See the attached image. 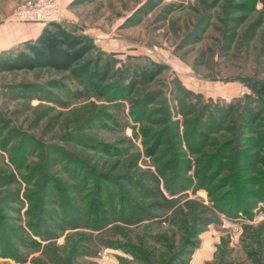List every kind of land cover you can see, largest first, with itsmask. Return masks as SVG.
<instances>
[{
	"label": "rangeland",
	"instance_id": "374dc122",
	"mask_svg": "<svg viewBox=\"0 0 264 264\" xmlns=\"http://www.w3.org/2000/svg\"><path fill=\"white\" fill-rule=\"evenodd\" d=\"M40 1L59 3L55 21L13 20ZM53 22L109 73L98 86L50 68L0 73V264H264V0H0V54ZM150 63L153 81L111 99ZM249 110L258 120L242 126ZM237 150L260 157L240 167ZM86 166L108 175L100 193ZM95 194L128 219L85 225ZM140 209L160 217L130 220Z\"/></svg>",
	"mask_w": 264,
	"mask_h": 264
},
{
	"label": "trees",
	"instance_id": "16d2710c",
	"mask_svg": "<svg viewBox=\"0 0 264 264\" xmlns=\"http://www.w3.org/2000/svg\"><path fill=\"white\" fill-rule=\"evenodd\" d=\"M46 25L47 26L42 30V32L37 37V39L34 42L33 41L28 42L25 45L24 49L22 48L20 50H13V51L9 50V51H5L2 54H0V73L5 72V71L50 68V69H54L57 71H67L75 77L82 78L84 81L87 80L88 84L92 86L93 85L98 86L106 79L109 73L108 69L106 70L99 69L97 64H93L90 62L83 63V59L91 51L92 48L88 43L85 42V40L81 36H78L77 34L66 29L62 23L53 22V23H49ZM160 71H161V66L157 65L156 63H150L149 65L147 64L145 66L138 65V68H136L132 74L131 81L128 84L120 82L115 89L114 97L112 95L111 99L116 98V97H121V96H124V94L132 92L135 89L137 82L153 81L157 77V75L160 73ZM251 97H254V96L251 95L250 98ZM254 100L258 101L259 98L257 97ZM256 112L258 111L249 110V111H246L245 113H242L240 117L242 126L243 125L244 126L254 125L257 122L258 117H259L258 114H256ZM135 119L137 120L136 116H135ZM145 135H147V132H145ZM245 140L246 139H244V141ZM161 141H163L162 138H160L159 135H157L156 140L153 142L154 144L150 147V150H149L150 155H153L159 150ZM250 142L251 140H249V143ZM200 143L201 142H199V144ZM228 146H230V144H226L224 147H221V149H219V152L226 153ZM236 153L238 157L237 158L238 161L236 160V164L240 167H243L246 165L252 167V165H248L249 163H242L240 161L241 159L246 158V161L250 159L252 162H254L252 158L255 159V157H257L256 160H258L259 159L258 157H260V154L255 151H253L252 154L251 155L249 154L248 156H246L244 152H242L241 150L239 151L237 150ZM71 158H68L70 159L68 161L69 162L68 164L70 165L73 164L74 162V160ZM214 164L216 165L215 161L208 162L205 164V168L203 167L201 169V170L204 169V173L206 176L211 174ZM216 166H221V164L216 165ZM166 167L167 165L165 166L164 170H168L166 169ZM86 169L88 171H87V174H85L83 178L85 179L88 176L95 175L96 176L95 183L97 186V191L98 193H100V190L103 184L101 183L102 180H100L99 178H104L108 175L102 174L101 172H98V171H94L90 167H87ZM145 176L147 175L145 174ZM178 177L180 176L175 177L173 183H171L170 187L167 188L169 191V194L171 195H175L176 192H178L180 189H183L184 187L181 184H179L181 183L180 181L176 180L178 179ZM155 179L157 181H160L158 177H156ZM11 181H13L16 184L18 183L15 175L11 176ZM130 182L134 183V181H130ZM200 182H201L200 187L201 186L204 187L203 182L204 183L207 182L206 178L203 177V179H200ZM48 186H49L48 183L45 182L44 187L47 188ZM137 187L141 189V188H145L146 186L144 184L143 185L139 184L137 185ZM160 193H159V196H161L162 198L164 196L162 190ZM16 194L14 195L16 196ZM95 195L96 196H93L91 198V201H89V207L87 211L85 212L86 217L84 221L87 222V224L85 225L87 226L89 225L93 227L94 229L99 230V229L104 228L108 224L112 223L111 221L113 219H115V221H117L118 219L126 221L128 219L125 217L127 213L125 209H122L120 211V214H114L113 212L108 210L106 203L102 200L100 194H95ZM256 196L257 195L255 191L252 190V197H256ZM162 199H164L165 201L169 200L165 196ZM126 201L127 202L129 201L128 203H133L134 207L137 208L132 198L126 197ZM219 209L221 211L223 210L224 212H226V214H230V215H237L239 211L247 212L246 208H242V205L238 204V202H236L235 204H230V201L227 202L226 200H222L219 202ZM129 217H130L129 218L130 220L133 219L135 222L136 221L140 222V221H144V220H148L152 218L158 219V217L160 216H158L157 214L155 215L151 214L147 212L146 210L140 209L139 214L137 215L129 214ZM156 222L158 221L155 220L154 223ZM35 227L36 226H34V228ZM24 232L25 230H23V233ZM34 234L37 237L41 236L40 233H37V232H34ZM54 235L55 234H50L48 238L57 237ZM31 236L29 237L32 239V244L34 243V244L39 245L40 242H37L36 241L37 239L34 240Z\"/></svg>",
	"mask_w": 264,
	"mask_h": 264
},
{
	"label": "built area",
	"instance_id": "2783aa9c",
	"mask_svg": "<svg viewBox=\"0 0 264 264\" xmlns=\"http://www.w3.org/2000/svg\"><path fill=\"white\" fill-rule=\"evenodd\" d=\"M59 3H55L53 5H48L44 3V1H40L36 6H32L28 8V10H20L16 14L13 15V20L16 22H43L47 23L50 21H55V19H51L52 14H56L58 12Z\"/></svg>",
	"mask_w": 264,
	"mask_h": 264
}]
</instances>
